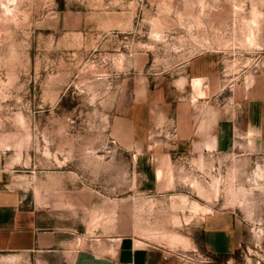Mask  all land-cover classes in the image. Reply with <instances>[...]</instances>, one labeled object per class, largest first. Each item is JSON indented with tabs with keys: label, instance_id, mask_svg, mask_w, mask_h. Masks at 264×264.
<instances>
[{
	"label": "rangeland",
	"instance_id": "1",
	"mask_svg": "<svg viewBox=\"0 0 264 264\" xmlns=\"http://www.w3.org/2000/svg\"><path fill=\"white\" fill-rule=\"evenodd\" d=\"M200 54L219 61V90L196 109L175 80ZM262 72L264 0H0V189L59 209L95 250L127 237L188 253L208 212L234 210L246 240L231 264H264V154L176 146L178 102L206 130ZM155 89L159 182L145 191L116 117Z\"/></svg>",
	"mask_w": 264,
	"mask_h": 264
},
{
	"label": "crops",
	"instance_id": "2",
	"mask_svg": "<svg viewBox=\"0 0 264 264\" xmlns=\"http://www.w3.org/2000/svg\"><path fill=\"white\" fill-rule=\"evenodd\" d=\"M218 62L213 56H194L186 61L184 74L175 80L180 88L191 87L196 109L206 102L203 99L209 87L219 90ZM237 91L231 97L234 106L216 110L206 130L200 129L196 116L190 119V107L187 111L186 104L178 102L177 121L184 123L179 125L184 134L176 146L184 150L200 147L216 157L264 154V72L254 75L253 83L244 82ZM164 100L165 94L155 89L137 100L126 116L116 117L119 143L133 150L135 183L145 191L158 188L151 140ZM166 109L171 111L172 105ZM164 112L168 116V111ZM182 116L185 119L181 121ZM245 231L240 215L226 209L208 212L200 224V237L192 238L194 248L185 250L188 253L159 243L138 246L140 239L135 243L127 237L110 238L104 242L105 250H95L77 244L81 238L75 235L74 223L59 209L25 202L0 189V264H231L246 240Z\"/></svg>",
	"mask_w": 264,
	"mask_h": 264
},
{
	"label": "bare ground",
	"instance_id": "3",
	"mask_svg": "<svg viewBox=\"0 0 264 264\" xmlns=\"http://www.w3.org/2000/svg\"><path fill=\"white\" fill-rule=\"evenodd\" d=\"M252 36H250L248 39H249V41H252V38H251Z\"/></svg>",
	"mask_w": 264,
	"mask_h": 264
}]
</instances>
